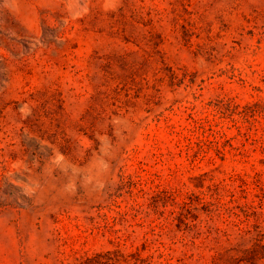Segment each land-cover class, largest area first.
Listing matches in <instances>:
<instances>
[{"label": "rangeland", "instance_id": "rangeland-1", "mask_svg": "<svg viewBox=\"0 0 264 264\" xmlns=\"http://www.w3.org/2000/svg\"><path fill=\"white\" fill-rule=\"evenodd\" d=\"M0 264H264V0H0Z\"/></svg>", "mask_w": 264, "mask_h": 264}]
</instances>
